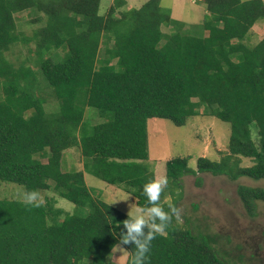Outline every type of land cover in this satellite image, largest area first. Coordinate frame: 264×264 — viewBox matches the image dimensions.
I'll list each match as a JSON object with an SVG mask.
<instances>
[{
    "label": "trees",
    "instance_id": "16d2710c",
    "mask_svg": "<svg viewBox=\"0 0 264 264\" xmlns=\"http://www.w3.org/2000/svg\"><path fill=\"white\" fill-rule=\"evenodd\" d=\"M203 1L209 11L204 31L194 34L161 0L128 8L126 0H113L105 14L101 0H0V181L26 192L53 189L75 204L69 212L52 200L0 199V264H105L128 214L92 194L85 172L121 186L140 208L150 206L142 193L156 178L148 162L149 118L182 126L207 106L208 114L231 125L228 156H201L197 169L189 166L190 156L166 162L168 183L159 201L165 210L167 196L177 207L175 189L186 175L197 184L203 172L264 178V37L248 42L254 24L264 20V0ZM33 7L43 24L18 32L15 14ZM17 42L35 44L36 67L28 58H8ZM47 88L59 102L52 112L45 107ZM89 107L106 120L92 123ZM75 146L84 169L64 170L63 154ZM235 155L254 163L230 164ZM239 192L249 211L264 200L263 188L240 185ZM124 246L129 264L133 245ZM148 255L146 264H237L175 214Z\"/></svg>",
    "mask_w": 264,
    "mask_h": 264
},
{
    "label": "rangeland",
    "instance_id": "374dc122",
    "mask_svg": "<svg viewBox=\"0 0 264 264\" xmlns=\"http://www.w3.org/2000/svg\"><path fill=\"white\" fill-rule=\"evenodd\" d=\"M113 0H101L99 13L105 14ZM147 0H126L124 7H140ZM161 0L162 5L172 9V16L186 22V29L191 33L200 34L206 12H209L203 0ZM194 1V3H193ZM220 4L217 5V8ZM40 13L36 8H29L15 14L17 30L20 33H31L33 29L43 24ZM190 27V28H189ZM165 32L171 30L170 26H163ZM264 37V20L254 24L248 42L255 44ZM111 45V44H110ZM30 45L17 42L7 52L8 58L20 63L28 58V63L34 67L36 62L32 59ZM106 44L103 42L99 51V59L105 56ZM60 56L63 49H58ZM42 78V75H40ZM46 89L45 81L41 79ZM53 90V89H52ZM50 88H47L48 101L46 110L52 112L59 104ZM54 92V91H53ZM208 107L202 106L198 115L190 118L185 125L178 126L166 118H151L148 120L149 164L154 170L156 178L166 177V162L174 157L190 156L189 166L197 169V159L207 156L219 161L229 155V138L231 125L216 116L208 114ZM33 115L32 112H27ZM86 118L92 123L106 120L101 117L97 108L89 107ZM255 137H256V133ZM239 157V159H238ZM45 160V159H44ZM85 158L80 147L75 146L65 150L63 154L64 170H83ZM253 158L242 155L231 156L230 164L250 166ZM238 172V171H236ZM201 184H197L194 175L182 178L181 188L176 187L177 208L179 215L177 221L182 226L192 229L196 233L209 235L210 240L219 255L232 263L237 264H264V200L255 201L256 207L249 211L240 195L239 186H248L264 189V178L254 179L238 175L232 178L227 174H212L210 172L198 173ZM85 179L92 194L102 198L118 209L131 215L137 208L136 198L118 185L109 184L94 175L85 172ZM26 189L15 182L0 181V199L24 200ZM38 203L52 200L55 207L73 212L75 204L61 196L53 189L39 190ZM171 204L173 198L166 197ZM126 199V200H120ZM119 200V201H118ZM133 205L132 208L130 206ZM117 249L114 253L115 264H126L129 251ZM109 257V256H108ZM105 264H112L109 259ZM85 259L81 264H90Z\"/></svg>",
    "mask_w": 264,
    "mask_h": 264
},
{
    "label": "clouds",
    "instance_id": "9594fccd",
    "mask_svg": "<svg viewBox=\"0 0 264 264\" xmlns=\"http://www.w3.org/2000/svg\"><path fill=\"white\" fill-rule=\"evenodd\" d=\"M167 183V177L154 178L144 183L142 193L150 206L137 208L131 215L128 213V217L123 220L122 224L126 231L122 232L118 244L113 245L112 252L108 257L112 264H115L114 253L117 249L121 251L124 249L122 245L128 244L133 245V255L129 259V264H146L152 240L156 235L164 234L174 214L179 215V209L175 205L169 204L168 210H165L159 203ZM38 195L39 193L36 191L26 192L24 202H35ZM132 207L133 205L130 206V208Z\"/></svg>",
    "mask_w": 264,
    "mask_h": 264
},
{
    "label": "crops",
    "instance_id": "0c3cea01",
    "mask_svg": "<svg viewBox=\"0 0 264 264\" xmlns=\"http://www.w3.org/2000/svg\"><path fill=\"white\" fill-rule=\"evenodd\" d=\"M175 1H176V0H175ZM177 1L180 2L179 0H177ZM180 3H181V2H180ZM193 3H194V1H193ZM171 11H172V9H171ZM149 119H151V118H149ZM149 119H148V120H149Z\"/></svg>",
    "mask_w": 264,
    "mask_h": 264
}]
</instances>
